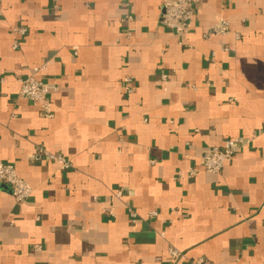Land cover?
<instances>
[{
    "label": "crops",
    "instance_id": "obj_1",
    "mask_svg": "<svg viewBox=\"0 0 264 264\" xmlns=\"http://www.w3.org/2000/svg\"><path fill=\"white\" fill-rule=\"evenodd\" d=\"M161 5L0 0V160L33 189L0 182V264H264V0H201L181 36ZM32 74L52 117L20 95Z\"/></svg>",
    "mask_w": 264,
    "mask_h": 264
},
{
    "label": "built area",
    "instance_id": "obj_2",
    "mask_svg": "<svg viewBox=\"0 0 264 264\" xmlns=\"http://www.w3.org/2000/svg\"><path fill=\"white\" fill-rule=\"evenodd\" d=\"M201 0H162V13L160 23L162 26L171 29L177 35L186 34L195 17V10L197 4ZM210 33L217 36H228L231 34L230 24L227 20H221L210 28ZM15 36L13 48L20 46L22 39L27 34L26 27H16L13 29ZM238 37V34H237ZM224 52H228L229 48L224 47ZM215 56V53H213ZM45 68V66H43ZM37 68L35 72H37ZM20 85V95L33 100L40 106L43 113L52 117V102L49 99L50 88L41 79L33 74L25 78H17ZM127 82L130 80L127 79ZM250 139L242 137L228 139L222 146L213 147L206 151L200 158L199 166L207 172L219 174L224 168L227 161H229L234 154L247 143ZM198 173V167L190 169V176L194 177ZM176 179L184 178L182 171L177 173ZM0 182H5L11 185L12 195L17 203L26 202L32 194V186L22 179L13 164H7L0 160ZM119 194V193H118ZM133 213V212H132ZM134 215V213L132 214ZM35 249H41V245L36 244ZM171 255L174 260L182 258L181 253L177 250H172ZM50 264V263H40ZM193 264H211L207 259L200 257L193 261Z\"/></svg>",
    "mask_w": 264,
    "mask_h": 264
}]
</instances>
